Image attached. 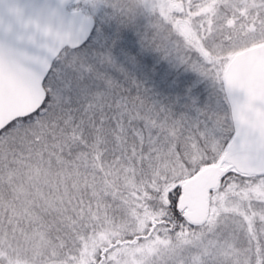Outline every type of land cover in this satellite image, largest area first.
Wrapping results in <instances>:
<instances>
[{
  "label": "snow or ice",
  "instance_id": "6c2138e0",
  "mask_svg": "<svg viewBox=\"0 0 264 264\" xmlns=\"http://www.w3.org/2000/svg\"><path fill=\"white\" fill-rule=\"evenodd\" d=\"M264 264V0H0V264Z\"/></svg>",
  "mask_w": 264,
  "mask_h": 264
},
{
  "label": "trees",
  "instance_id": "16d2710c",
  "mask_svg": "<svg viewBox=\"0 0 264 264\" xmlns=\"http://www.w3.org/2000/svg\"><path fill=\"white\" fill-rule=\"evenodd\" d=\"M31 259H32V253L29 249H26L24 256L20 262H31Z\"/></svg>",
  "mask_w": 264,
  "mask_h": 264
},
{
  "label": "rangeland",
  "instance_id": "374dc122",
  "mask_svg": "<svg viewBox=\"0 0 264 264\" xmlns=\"http://www.w3.org/2000/svg\"><path fill=\"white\" fill-rule=\"evenodd\" d=\"M20 264H31V262H20Z\"/></svg>",
  "mask_w": 264,
  "mask_h": 264
}]
</instances>
